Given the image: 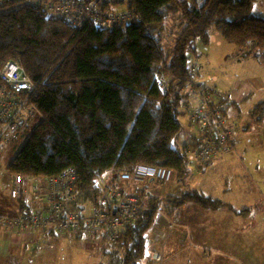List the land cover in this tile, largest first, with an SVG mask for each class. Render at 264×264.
Segmentation results:
<instances>
[{"label": "trees", "instance_id": "16d2710c", "mask_svg": "<svg viewBox=\"0 0 264 264\" xmlns=\"http://www.w3.org/2000/svg\"><path fill=\"white\" fill-rule=\"evenodd\" d=\"M254 1L136 0L140 23L99 30L90 24L70 29L45 19L24 0H0V67L7 61L20 64L34 84L29 100L41 116L29 123L30 133L8 172L56 176L73 168L74 211L84 202L96 204L98 178L121 189L125 184H115L114 174L140 165L171 170L184 180L189 144L182 149L174 145L183 131L180 105L187 99L181 88L189 81V56L197 42L208 45L214 30L227 43L245 49L243 57L264 61V19L251 13ZM173 15L183 27L165 55L160 37ZM167 79L162 90L160 83ZM218 96L227 111L236 107L227 96ZM247 122V131L264 123V101L248 111ZM136 192V220L109 244L112 261L118 258L120 264H146L148 234L159 216L173 220L188 203L206 211L230 208L193 189L180 196L168 192L163 199L144 189Z\"/></svg>", "mask_w": 264, "mask_h": 264}, {"label": "built area", "instance_id": "2783aa9c", "mask_svg": "<svg viewBox=\"0 0 264 264\" xmlns=\"http://www.w3.org/2000/svg\"><path fill=\"white\" fill-rule=\"evenodd\" d=\"M135 2L24 0L23 4L39 8L45 19L61 21L70 29L90 24L99 30H109L140 23ZM186 72L189 76L187 101L181 103L180 109L187 118V126L195 127L199 142L196 148L186 147V153L190 149L195 151L194 162L200 168L220 155L229 154V147L234 142L233 129L227 124L229 118L223 115L213 93L199 88L195 63L188 64ZM169 81L160 83V88L165 90ZM33 90V82L18 62L7 61L0 67V161L2 155L15 146L23 127L41 118L29 100ZM5 177L10 181L9 198L24 205L17 215L0 214L1 229L22 235L41 232L59 238L96 236L102 243L112 244L119 238L121 230L137 218L139 199L130 193V186L153 180L170 182L174 174L164 168L140 165L131 172L114 174L115 184H125L121 189L110 188L106 178H98L94 184L96 204L87 213L85 206L79 211L72 209L77 180L73 168L56 176L22 177L2 170L0 166V178ZM168 227L172 229L175 224L169 220ZM158 240L162 237L155 236L156 245H159ZM152 244L153 240L147 242L145 258L159 261L161 257L152 252Z\"/></svg>", "mask_w": 264, "mask_h": 264}, {"label": "crops", "instance_id": "0c3cea01", "mask_svg": "<svg viewBox=\"0 0 264 264\" xmlns=\"http://www.w3.org/2000/svg\"><path fill=\"white\" fill-rule=\"evenodd\" d=\"M201 85L203 86L202 82ZM257 89L259 87L256 82L244 80L238 86V93L234 95L237 91H233L231 97H228L230 102L236 104V107H231L229 111L233 109L239 113L240 106L247 102ZM247 125L248 122L241 125L240 130H235L231 154L219 156L211 164L195 169L196 173L203 174L208 168L227 169L234 162H238L239 173H235V169L233 172L239 176H231L230 172L228 176L230 181L227 185L224 184L220 189L217 187L214 193L202 187L187 190H198L222 201L230 208L206 211L193 203L180 207L174 216L175 219H169L175 227L167 228L169 231L162 252L163 264H184V259L181 263L179 259L184 258L185 253H188L189 264H264V165L260 168L259 160L256 159V166L250 168L245 164L243 168L238 160V157L243 158L248 149L240 144L253 134V128L247 131ZM186 134L189 136L187 139L189 146L198 141L196 129L188 130ZM261 142L263 149L259 152L264 160V136ZM9 189L10 181L6 178L1 179L0 214L17 215L23 209V205L9 198ZM187 191H179L176 188L171 190L170 194L180 196L182 192ZM159 219L162 225L156 227L153 234L166 230L165 224L168 225L169 220L163 216H159ZM80 238H86L88 241L95 239L94 236ZM60 239L41 232H28L22 235L0 228V264H30L31 260L35 261V264H48L46 261H49L50 256H41L42 249L52 253L55 248L54 240L62 241ZM48 245L52 247L49 248Z\"/></svg>", "mask_w": 264, "mask_h": 264}, {"label": "rangeland", "instance_id": "374dc122", "mask_svg": "<svg viewBox=\"0 0 264 264\" xmlns=\"http://www.w3.org/2000/svg\"><path fill=\"white\" fill-rule=\"evenodd\" d=\"M251 13L256 17L264 19V0H255L253 2ZM182 27L183 26H180L178 24L177 15H173L167 20L165 29L160 37L165 55L170 53L173 41L176 35L182 30ZM244 50L245 49L238 48L232 44L227 43L219 36L216 31L211 30L210 42L208 43V45H203L202 43L197 42L195 52L190 54L188 60L189 65L195 63L196 67L198 68L199 88L208 90L211 93H213L212 91H215L216 93L214 92L213 95L215 96L216 102H220L218 94L231 97L232 92L237 91L238 86H240L244 80H247L248 82L254 81L258 84L259 89H257V91L251 98H248L247 102L243 103V105L240 106L241 111L239 113L233 109L231 111H229L228 109L227 112V109L218 103L220 105L218 107L222 111H224L223 115L225 116V118H229V122L227 124L233 129V137L235 136V130H240L241 125L246 124L248 110L253 109L255 105L264 101V61L255 59L253 57H243ZM188 82L189 81H187L186 84L182 87L183 91L181 88L182 96H185V99H187L188 94L186 93V85ZM201 82L203 83V86L201 85ZM237 93L238 91L235 92L234 95H236ZM231 117L234 118V120ZM186 119L187 118L185 116L180 118L183 131L180 134L178 140L175 142L174 147H176L177 149H182L184 145L187 144V139L189 138V136H187L186 132L188 130H195L194 127L187 126ZM251 128H253V134L250 135L247 140L244 139L245 141L240 144V146H246L245 148L248 149L246 150L247 153L244 154L243 158L238 157L239 164L243 166V168L245 167V164L251 168L252 166H256L257 159L259 160L260 168H262V166L264 165V160L261 156V152L259 151H262L263 149V143L261 142V140L264 136V123L258 126H253ZM30 130L31 127L29 124L24 126L15 146L9 149L4 155H2L0 161L2 170H7L9 163L15 157L23 141L29 135ZM234 142L229 147V154H231L232 152L231 149ZM194 156L195 151H192L190 149L189 153L187 154V159L189 161L188 175L184 180H178L174 176V181L172 183L153 181L144 185H131L129 191H131V193H137L136 190L144 189L147 195L156 197L158 199H163L166 193L171 192V190H174L176 188H178L179 191H187L190 188L199 189L202 187L205 190L207 189L208 192L214 193L217 187H219L220 189V187L224 184L227 185V183L230 181V179H228L230 172H232L231 176L238 175L235 174L238 172V162H234L227 169L219 167L211 170L210 168H208L206 173H196ZM234 169L235 173L233 172ZM109 175L107 174L106 177H109ZM5 178L8 179L7 177ZM5 178H0V180ZM246 180L249 181L248 178H246ZM84 203L85 212L87 213L89 212V208L91 206L88 204V202ZM166 219L169 220V218L167 217ZM160 225H162V223L160 222V219L158 217L153 228L149 231L148 241L153 240V244L151 245L152 252H156L157 254H159L161 259L159 261H155L150 257H146V264H163L162 252L167 242L169 229H167L168 225L165 224L166 230L160 233L154 232L153 234L152 232L154 231V229H156V227ZM173 234H176V232H173ZM155 236L162 237V240H158L159 245H156L154 243ZM60 240L62 241L54 240L53 243L55 245V248L52 253L45 252L44 249H42L43 253L41 256H50L49 261H46V263L111 264V246L109 245V243H102L99 238L88 241L86 238L77 240L76 238L66 237L61 238ZM26 256L28 255L26 254ZM183 259L184 264H189L188 253L184 254V258L180 257L179 263H181ZM30 264H35V261L31 260ZM112 264H120V261L118 260V258H116L115 262L112 261Z\"/></svg>", "mask_w": 264, "mask_h": 264}]
</instances>
